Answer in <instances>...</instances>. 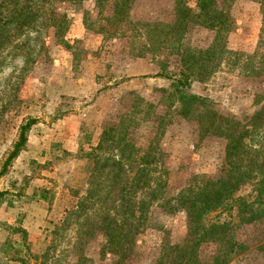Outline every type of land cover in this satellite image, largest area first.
Wrapping results in <instances>:
<instances>
[{
	"label": "rangeland",
	"instance_id": "rangeland-1",
	"mask_svg": "<svg viewBox=\"0 0 264 264\" xmlns=\"http://www.w3.org/2000/svg\"><path fill=\"white\" fill-rule=\"evenodd\" d=\"M187 3L193 7L195 0ZM56 4L69 19L63 30L43 23V17L33 28L11 31L0 51V171L20 126L31 122L25 144L0 174V264H171L176 254L160 248L162 232L166 244L181 243L185 214L160 212L154 203L135 253L102 250L107 238L102 221L113 210L105 195L108 171L94 168L92 150L102 128L140 97L142 113L149 103L151 113L157 107L169 120L160 147L171 193L199 187L220 172L225 139L200 130L197 117L183 118L159 102L158 89L170 80L156 73L177 72L179 58L164 48L139 53L152 40L168 44L162 28L174 0H135L128 12L132 24L99 21L94 0L77 7ZM105 10L111 13L110 7ZM231 14L235 27L227 47L239 57L237 63L222 61L207 80L193 81L190 92L205 97L216 114L253 126L249 138L264 144V112L256 125L250 123L263 103L256 93L264 88V77L248 75L251 64L259 68L264 59V37L258 48L260 5L235 0ZM212 37L205 28H189L181 42L204 47ZM249 189L244 185L239 193ZM233 233L247 248L228 264H264V224L235 218ZM212 252L213 245L205 243L199 256L208 262Z\"/></svg>",
	"mask_w": 264,
	"mask_h": 264
},
{
	"label": "trees",
	"instance_id": "trees-1",
	"mask_svg": "<svg viewBox=\"0 0 264 264\" xmlns=\"http://www.w3.org/2000/svg\"><path fill=\"white\" fill-rule=\"evenodd\" d=\"M83 1L0 0V51L11 40V31L33 28L43 17V23L55 26L58 31L63 30L69 19L65 13L58 11L56 3L68 2L77 7ZM134 1L94 0V8L99 13V21L118 24L123 20L132 24L128 12ZM234 1L195 0V5L191 7L187 0H174L171 18L162 28L167 29L163 35L170 37L168 44L152 40L154 44H143L139 52L164 48L168 54L179 58L177 72L160 70L156 73L170 80L168 87L158 89L161 94L159 102L163 104V109H169L183 118L197 117L200 130L225 139V156L220 172L199 187L181 188L171 193L167 184L168 171L162 161L164 152L160 147L169 120L157 107L151 113L149 103H146L147 108L142 113V99L134 97L129 110L121 111L115 121L102 128L98 143L92 150L94 168L108 171L105 195L110 198V209L113 210L111 217L108 219L106 212L104 218L107 221H102L107 236L103 251L135 253L138 247L136 239L149 224L153 203L160 212L172 214L182 211L185 214L186 234L181 243L166 244V234L162 232L164 241L160 248L171 249L176 254L171 264H228L247 248L234 236V219L264 224V144L249 138L254 131L253 126L249 128L237 120L216 114L205 97L190 92L193 81L207 80L222 61L228 59L234 64L238 61L236 53L227 47L228 35L235 27L231 14ZM255 1L259 3L262 14L259 48L264 37V0ZM106 6L111 8V13L107 14ZM81 11L86 22L85 10ZM91 22L93 20L85 25L87 29ZM154 22L152 26L157 28L158 21ZM145 24L148 25V22ZM189 28L192 31L199 28L211 31V42L204 47L183 44L182 34ZM156 32L161 33L159 27ZM254 55L247 57L252 60ZM250 68L248 75L264 77V59L259 68L254 64ZM256 98L263 103L254 112L251 125H256L264 112V88L256 93ZM30 124L26 122L20 126L19 139L8 154L0 174L25 144ZM247 184L250 185L249 192L240 194V188ZM3 195L4 191H0V198ZM158 229L164 231L163 227ZM22 233L24 240L25 232ZM205 243L213 245V254L208 262L199 256V249Z\"/></svg>",
	"mask_w": 264,
	"mask_h": 264
}]
</instances>
